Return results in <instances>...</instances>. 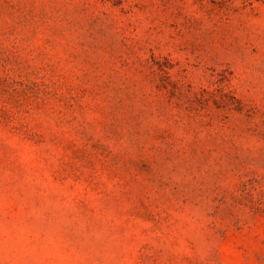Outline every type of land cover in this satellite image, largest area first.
<instances>
[{
    "label": "rangeland",
    "instance_id": "374dc122",
    "mask_svg": "<svg viewBox=\"0 0 264 264\" xmlns=\"http://www.w3.org/2000/svg\"><path fill=\"white\" fill-rule=\"evenodd\" d=\"M0 264H264V0H0Z\"/></svg>",
    "mask_w": 264,
    "mask_h": 264
}]
</instances>
